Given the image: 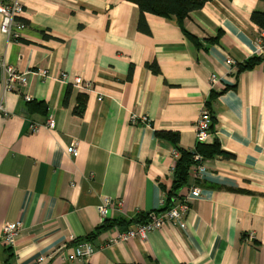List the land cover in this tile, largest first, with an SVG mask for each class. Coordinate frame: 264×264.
Returning <instances> with one entry per match:
<instances>
[{
  "label": "crops",
  "instance_id": "0c3cea01",
  "mask_svg": "<svg viewBox=\"0 0 264 264\" xmlns=\"http://www.w3.org/2000/svg\"><path fill=\"white\" fill-rule=\"evenodd\" d=\"M22 3L20 38L0 32V66L29 72L25 87L3 96L0 83L9 114L0 115V264H264V54L238 68L262 54L250 17L264 2L210 0L182 26L173 17L140 18L128 0ZM62 72L86 87L63 82ZM202 104L212 118L207 143L216 139L224 153L204 159L202 178L189 174L172 204L191 186L201 195L181 223L110 242L133 226L126 222L161 209L177 155L156 131L178 134L179 146L193 150ZM48 118L53 128L43 125ZM72 143L74 157L66 152ZM106 198L112 207L101 220ZM18 220L23 229L7 246L2 226ZM82 242L94 253L68 261Z\"/></svg>",
  "mask_w": 264,
  "mask_h": 264
},
{
  "label": "built area",
  "instance_id": "2783aa9c",
  "mask_svg": "<svg viewBox=\"0 0 264 264\" xmlns=\"http://www.w3.org/2000/svg\"><path fill=\"white\" fill-rule=\"evenodd\" d=\"M24 14V6L22 0H0V32L7 36V38L12 40H18L22 30L25 28V23L21 20ZM264 38V31H259L258 42L259 53H264V43L262 39ZM225 63L229 66L235 65L232 58L228 57ZM29 72H18L15 68L11 66H5L2 64L0 66V83L2 87V96L9 90H11L15 85H20L25 87L27 85V74ZM37 74L41 77H47V72L45 70H40ZM60 78L63 82L69 83L77 88L86 87L83 85L82 78L78 75H71L67 72H62ZM211 85L214 86L218 81V75L216 73H211L209 76ZM23 97L26 101H29L31 97L24 93ZM99 100L101 98H98ZM0 115L7 117L8 111L5 106L3 98H0ZM132 121H135V116L131 117ZM140 121L148 124L149 120L146 116H141ZM211 114L205 104L199 109L198 116L195 122V143H207L212 135L211 132ZM47 128L54 127V121L52 118H48L43 124ZM31 130H36L37 125L31 124ZM66 152L71 156L77 155V148L75 143H72L66 148ZM177 155L176 151L174 152ZM194 163L190 167V174L195 180L201 179L203 173L206 171V164L204 158L196 153L193 155ZM201 195L200 188L197 186H191L188 191L182 195L177 202L165 209V199H161L160 205L161 209L149 214V218L146 222L135 223L132 227H129L123 231L117 232V234L110 240V242H124L129 238L138 237L145 239L153 230H158L163 228L165 225H177L182 222L186 212L189 209L191 200L198 198ZM111 200L109 198L104 199L98 206V213L101 220L108 216L111 209ZM121 202L118 200L116 206H120ZM23 229V224L21 221L15 222H5L2 226L1 239L7 246H12L15 243L16 237ZM57 251V250H56ZM95 251V247L90 242H82L74 246L72 253L66 255V258L70 262L75 261H86ZM44 259L43 256L38 257V261Z\"/></svg>",
  "mask_w": 264,
  "mask_h": 264
},
{
  "label": "trees",
  "instance_id": "16d2710c",
  "mask_svg": "<svg viewBox=\"0 0 264 264\" xmlns=\"http://www.w3.org/2000/svg\"><path fill=\"white\" fill-rule=\"evenodd\" d=\"M135 3L139 9L140 18H143L145 13L154 14L164 18H175L177 23L182 26L183 21L188 15L203 7V5L210 0H128ZM264 2V0H260ZM251 22L256 25L259 31H264V12L259 10H254L250 17ZM195 45L200 46L201 42L197 40L192 35H189ZM211 43L215 42L216 38L208 39ZM264 53L254 55L248 58L246 61L238 65L239 71L247 68H251ZM154 68L153 66H151ZM42 106L44 104L38 103ZM84 106V100L79 99L75 111L81 113ZM156 135L159 138L166 139L170 141L176 152L177 156L173 166V178L170 189L167 191L165 206L162 209L172 206L175 197H177V192L183 186L187 184V180L190 174V167L193 165V155L198 153L204 159L211 158L215 155L223 154V150L220 148L218 141L215 139L212 143H197L193 150H185L179 146L178 134L170 131H156ZM149 218V214L138 216L137 218L126 222V224L131 223H142L146 222ZM102 227H108L103 224ZM128 228V227H127ZM126 228V229H127Z\"/></svg>",
  "mask_w": 264,
  "mask_h": 264
}]
</instances>
